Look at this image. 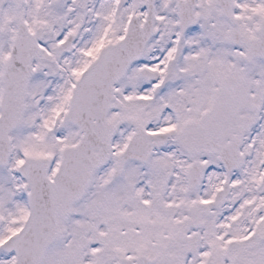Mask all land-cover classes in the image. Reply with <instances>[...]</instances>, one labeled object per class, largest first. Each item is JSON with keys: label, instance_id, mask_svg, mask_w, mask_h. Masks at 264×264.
I'll use <instances>...</instances> for the list:
<instances>
[{"label": "snow or ice", "instance_id": "obj_1", "mask_svg": "<svg viewBox=\"0 0 264 264\" xmlns=\"http://www.w3.org/2000/svg\"><path fill=\"white\" fill-rule=\"evenodd\" d=\"M0 264H264V0H0Z\"/></svg>", "mask_w": 264, "mask_h": 264}]
</instances>
